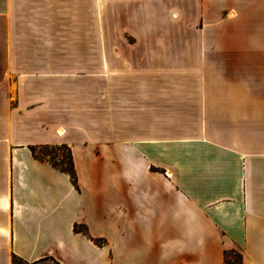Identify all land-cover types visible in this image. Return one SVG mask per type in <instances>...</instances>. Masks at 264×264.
Instances as JSON below:
<instances>
[{"label": "crops", "instance_id": "obj_1", "mask_svg": "<svg viewBox=\"0 0 264 264\" xmlns=\"http://www.w3.org/2000/svg\"><path fill=\"white\" fill-rule=\"evenodd\" d=\"M233 250L264 264V0H0V264Z\"/></svg>", "mask_w": 264, "mask_h": 264}, {"label": "trees", "instance_id": "obj_2", "mask_svg": "<svg viewBox=\"0 0 264 264\" xmlns=\"http://www.w3.org/2000/svg\"><path fill=\"white\" fill-rule=\"evenodd\" d=\"M42 151H37L33 148V153L38 159H48L51 164L58 169L70 174L72 181L77 186V174L75 163L73 160L72 150L66 145H57V146H43L41 147ZM63 150V154H59L57 151ZM23 262L20 258L14 257V263ZM226 264H243L242 255L233 250L231 252L226 253Z\"/></svg>", "mask_w": 264, "mask_h": 264}, {"label": "rangeland", "instance_id": "obj_3", "mask_svg": "<svg viewBox=\"0 0 264 264\" xmlns=\"http://www.w3.org/2000/svg\"><path fill=\"white\" fill-rule=\"evenodd\" d=\"M39 151H42V149H40ZM59 154H63V150H59V151H57ZM14 264H24L23 262H20V263H18V262H16V263H14Z\"/></svg>", "mask_w": 264, "mask_h": 264}]
</instances>
